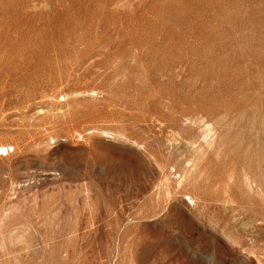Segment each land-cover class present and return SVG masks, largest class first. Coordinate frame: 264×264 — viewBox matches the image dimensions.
Returning <instances> with one entry per match:
<instances>
[{
    "label": "rangeland",
    "instance_id": "374dc122",
    "mask_svg": "<svg viewBox=\"0 0 264 264\" xmlns=\"http://www.w3.org/2000/svg\"><path fill=\"white\" fill-rule=\"evenodd\" d=\"M0 146V264H264V0H0Z\"/></svg>",
    "mask_w": 264,
    "mask_h": 264
},
{
    "label": "bare ground",
    "instance_id": "6f19581e",
    "mask_svg": "<svg viewBox=\"0 0 264 264\" xmlns=\"http://www.w3.org/2000/svg\"><path fill=\"white\" fill-rule=\"evenodd\" d=\"M209 120H210V119H209ZM204 125H205V124H204ZM213 125H214V124H213ZM215 126H216V125H215ZM197 127H198V126H197ZM192 128H193V127H192ZM205 128L207 129V125H206ZM215 128H216V127H215ZM209 129H210V126H209ZM211 129H212V128H211ZM180 130H181V129H180ZM201 130H204V129H201ZM205 131H206V130H205ZM211 131H212V130H210V132H211ZM180 132H181V131H180ZM190 132H191V131H190ZM213 132H214V131H213ZM183 133H184V132H183ZM204 133H205V132H204ZM206 134H208L207 131H206ZM211 134H214V133H211ZM188 135H189V134H188ZM204 135H205V134H204ZM181 136H182V134H181ZM206 136H207V135H206ZM202 138H203V137H202ZM207 138H208V136H207ZM211 138H212V137H211ZM213 138H216V137H213ZM213 138H212V139H213ZM208 139H210V137H209ZM212 139H211V141H212ZM206 140H207V139H206ZM216 140H217V139H216ZM216 142H217V141H216ZM212 144H215V143L212 142ZM209 145H210V144H209ZM217 145H218V144H217ZM215 146H216V144H215ZM0 148L5 149L4 146H3V147L0 146ZM210 148H211V147H209V149H210ZM212 148H213V146H212ZM248 152H249V151H248ZM201 154H202V153H201ZM236 156H237V155H236ZM237 157H238V156H237ZM244 158H245V157H244ZM190 161H191V160H190ZM251 162H252V161H251ZM256 162H257V160H256ZM190 164H192V163H189L188 166H190ZM193 164H194V163H193ZM183 165H184V164H183ZM185 165H186V164H185ZM243 165H244V164H243ZM195 166H196V164H195ZM251 166H252V165H251ZM184 167H185V166H184ZM243 167H245V166H243ZM255 167H257V166H255ZM193 168H194V167H193ZM193 168H192V169H193ZM244 169H245V168H244ZM250 169H251V168H250ZM186 170H187V169H186ZM186 170H185V172H186ZM245 170H246V169H245ZM255 170H256V168H255ZM183 171H184V170H183ZM180 173H182V172H180ZM189 173H190V172H189ZM254 173H255V171H254ZM186 174H187V173H185V175H186ZM251 174H253V170H252V173H251ZM180 175H181V174H180ZM183 176H184V175H183ZM183 176H182V179L184 178ZM255 176H256V174H255ZM259 176H260V175H259ZM261 176H263V175H261ZM251 177H252V176H251ZM260 178H261V177H260ZM259 180H260V179H259ZM180 181H181V179H180ZM255 182H256V180H255ZM258 182H259V181H258ZM259 183H260V182H259ZM262 183H263V182H262ZM262 183H261V184H262ZM179 184H180V183H179ZM261 186H262V188H263V185H261ZM263 189H264V188H263ZM263 189H262V190H263ZM262 193H263V192H262Z\"/></svg>",
    "mask_w": 264,
    "mask_h": 264
},
{
    "label": "built area",
    "instance_id": "2783aa9c",
    "mask_svg": "<svg viewBox=\"0 0 264 264\" xmlns=\"http://www.w3.org/2000/svg\"><path fill=\"white\" fill-rule=\"evenodd\" d=\"M1 151H2L1 154H5V155L8 154L9 152L8 149H1Z\"/></svg>",
    "mask_w": 264,
    "mask_h": 264
}]
</instances>
